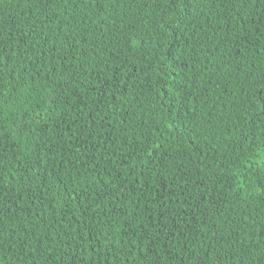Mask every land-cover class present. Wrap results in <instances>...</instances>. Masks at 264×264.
I'll return each instance as SVG.
<instances>
[{
    "label": "trees",
    "instance_id": "trees-1",
    "mask_svg": "<svg viewBox=\"0 0 264 264\" xmlns=\"http://www.w3.org/2000/svg\"><path fill=\"white\" fill-rule=\"evenodd\" d=\"M0 264H264V0H0Z\"/></svg>",
    "mask_w": 264,
    "mask_h": 264
}]
</instances>
